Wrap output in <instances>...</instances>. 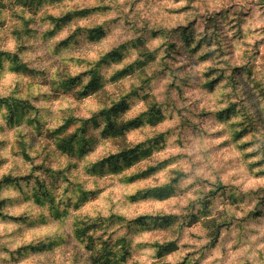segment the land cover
<instances>
[{
    "label": "clouds",
    "instance_id": "clouds-1",
    "mask_svg": "<svg viewBox=\"0 0 264 264\" xmlns=\"http://www.w3.org/2000/svg\"><path fill=\"white\" fill-rule=\"evenodd\" d=\"M0 264H264V0H0Z\"/></svg>",
    "mask_w": 264,
    "mask_h": 264
}]
</instances>
